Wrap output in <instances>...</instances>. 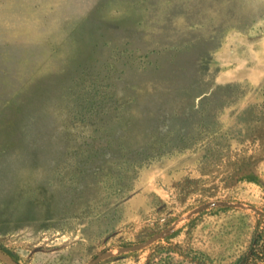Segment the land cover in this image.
<instances>
[{"label": "rangeland", "instance_id": "obj_1", "mask_svg": "<svg viewBox=\"0 0 264 264\" xmlns=\"http://www.w3.org/2000/svg\"><path fill=\"white\" fill-rule=\"evenodd\" d=\"M263 210L264 0H0L17 264H195L200 235L228 261Z\"/></svg>", "mask_w": 264, "mask_h": 264}, {"label": "trees", "instance_id": "obj_2", "mask_svg": "<svg viewBox=\"0 0 264 264\" xmlns=\"http://www.w3.org/2000/svg\"><path fill=\"white\" fill-rule=\"evenodd\" d=\"M227 208H212L210 211L200 212L197 216V232L205 231V220L208 216H220L225 213ZM263 215L258 217V221L252 229L248 242L245 246L240 250L237 254L232 256L225 261L216 256H213L208 252V248L205 244V240H203L202 235H200V239H197V253L194 255V263L195 264H264V210L262 211ZM180 250L190 251L191 248L187 245V247L179 246ZM173 252L174 254L182 255V252H176L175 249L165 248L161 245H156L153 247L152 255L153 257H161L165 252L168 257L171 256L169 252ZM0 251L8 257L13 263L17 264V259L15 256L7 249L0 246Z\"/></svg>", "mask_w": 264, "mask_h": 264}]
</instances>
